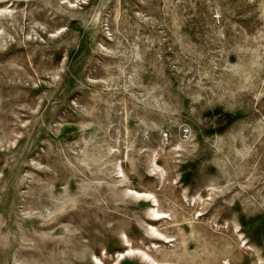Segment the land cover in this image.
Returning <instances> with one entry per match:
<instances>
[{
    "label": "rangeland",
    "instance_id": "obj_1",
    "mask_svg": "<svg viewBox=\"0 0 264 264\" xmlns=\"http://www.w3.org/2000/svg\"><path fill=\"white\" fill-rule=\"evenodd\" d=\"M0 264H264V0H0Z\"/></svg>",
    "mask_w": 264,
    "mask_h": 264
},
{
    "label": "bare ground",
    "instance_id": "obj_2",
    "mask_svg": "<svg viewBox=\"0 0 264 264\" xmlns=\"http://www.w3.org/2000/svg\"><path fill=\"white\" fill-rule=\"evenodd\" d=\"M93 156V155H92ZM123 255V254H122Z\"/></svg>",
    "mask_w": 264,
    "mask_h": 264
}]
</instances>
